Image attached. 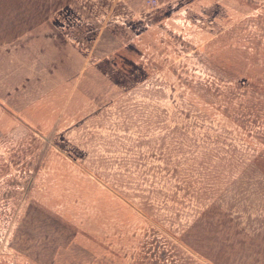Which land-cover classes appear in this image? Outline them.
Listing matches in <instances>:
<instances>
[{"label": "rangeland", "instance_id": "1", "mask_svg": "<svg viewBox=\"0 0 264 264\" xmlns=\"http://www.w3.org/2000/svg\"><path fill=\"white\" fill-rule=\"evenodd\" d=\"M0 264H264V0H0Z\"/></svg>", "mask_w": 264, "mask_h": 264}]
</instances>
